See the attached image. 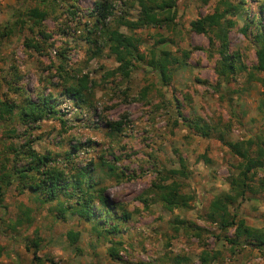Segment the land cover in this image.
I'll return each instance as SVG.
<instances>
[{"label":"rangeland","instance_id":"rangeland-1","mask_svg":"<svg viewBox=\"0 0 264 264\" xmlns=\"http://www.w3.org/2000/svg\"><path fill=\"white\" fill-rule=\"evenodd\" d=\"M93 1L76 0L75 11L70 13L64 6L50 11L40 0H0V98L19 99L7 83L19 76L14 85L32 97L49 90L58 109L28 126L15 118L0 122V171L3 162L7 166L12 162L10 143L19 145L28 138L36 151L55 154L81 142L72 158L99 162L101 156L116 166L114 174L98 164L97 169L108 198L123 205L130 217L118 233L96 236L90 222L69 213L60 217L55 200L40 201L29 189L20 191L14 177L2 186L0 196V264H200L197 254L202 248L217 251L207 264H264V242L259 246L230 244L221 234H230L233 226L222 231L204 218L213 195L228 190L227 177L237 170L239 158L216 132L201 136L182 120V115L199 116L231 140L264 130V68L253 67L258 63V43L243 29L242 16H230L235 22L227 33L229 51H237L245 65L234 72L219 73L217 42L191 27L195 18L222 8L224 0H174L168 27L152 23L135 27L140 51L149 55L150 48L157 52L165 48L183 59V63H173L170 79L163 84L144 62L134 60L128 76L120 77L106 74L117 62L105 49L89 55L81 29L88 24L86 15ZM242 1L248 14L256 12L255 0ZM32 7H46L49 12L41 20L49 33L45 53L35 51L31 36L39 37L28 29L32 21L26 12ZM140 9L139 0H112L111 15L131 21ZM120 29L127 30L124 24ZM59 65L70 73L86 72L93 80L90 109L61 93L67 77L58 74ZM106 119H120V130L110 131L104 125ZM11 127L15 133L9 131ZM169 167L184 168L185 173L176 177L182 190L191 195L187 206L167 208L151 199L142 201L140 196L158 177L157 171ZM253 186L254 192L236 200L235 212L264 232V166L257 169ZM24 207L29 209V220L16 222ZM69 228L79 231L73 243L65 235ZM36 235L40 237L38 260L24 246ZM109 247L115 255L108 253Z\"/></svg>","mask_w":264,"mask_h":264},{"label":"trees","instance_id":"trees-1","mask_svg":"<svg viewBox=\"0 0 264 264\" xmlns=\"http://www.w3.org/2000/svg\"><path fill=\"white\" fill-rule=\"evenodd\" d=\"M76 0H40L42 4L50 6V11L55 7H63L70 13L76 8ZM140 10L134 20H127L123 15L112 16V0H94L93 5L87 13L88 24L81 29L82 38L87 44V51L90 54H98L103 49L116 62V66L106 71V74H119L120 77H127L133 66V61L144 62L157 74L160 81L166 84L171 76L173 63H183V59H178L170 50L161 48L155 51L149 49V55L138 49L141 39L133 33L135 27L146 24L157 26L166 25L168 27L172 20L171 7L174 0H139ZM256 1V12L248 14L242 0H224L222 8H215L210 13H205L191 21V27L197 32L205 33L209 40L217 42L216 50L219 58L216 61L219 73L226 71L234 72L245 65L240 61L237 51H229L228 30L235 19L230 16H242L244 28L247 33H251L253 39L258 43L256 55L258 63L253 66L256 69L264 68V0ZM45 6V5H44ZM171 12V13H170ZM47 8L32 7L26 15L32 23L28 29L38 35L39 38L31 36L35 42V51L45 53V42L49 33L42 27L41 20L48 14ZM125 25L126 31L120 29ZM64 31L63 29H61ZM250 31V32H249ZM168 39V38H167ZM171 42V39H168ZM165 41V38H160ZM182 55L187 56L186 50H182ZM64 57L62 51L58 52ZM183 57V58H184ZM14 69V68H13ZM58 74L70 78H64L62 92L73 98L76 105L91 108L90 102L91 84L93 80L87 73H70L58 66ZM19 78V76H17ZM7 81L13 92L19 95L18 100L0 98V122L9 118H15L24 126L35 123L44 117L54 115L58 109L55 106V97L52 92L37 91L34 96L24 93L21 88L14 85L17 80ZM141 93L144 95L145 88ZM178 113L181 112L178 110ZM182 120L186 126L194 130L201 136H209L216 132V137L227 146L228 150L239 158L235 167L237 170L227 177L228 190L217 192L207 203L204 210V218L209 222H215L217 227L226 231L230 226L233 230L230 234H221L223 239L230 244L249 243L256 246L264 242V232L260 229L245 223L242 217L235 212V202L238 198H243L245 193L254 192V177L258 168L264 166V130L254 132L245 139H226L223 130L217 125L211 124L201 117H187L182 115ZM110 131L120 130V119L105 120ZM26 128L24 127V131ZM11 133H15V127L9 128ZM27 132V131H25ZM23 132L24 134H26ZM31 139H24L19 145L10 143L8 149L13 152V159L10 166L2 163L0 171V196L3 192L2 186H6L16 177L20 191L29 189L34 197L40 201H52L57 203L56 213L64 217L65 213L73 214L83 221L90 222V229L96 236L114 235L121 229V224L130 217V212L121 204L109 199L106 194V185L97 164L108 170V173H116V166L101 156L99 162H93L91 158L87 160H74L72 154L79 149L81 142L70 144L61 153H51L49 150L38 152L30 145ZM93 142V141H91ZM89 142H87L88 144ZM90 144V143H89ZM58 157V158H57ZM179 162L183 159L179 156ZM182 164V163H181ZM102 167H100L101 169ZM158 177L151 181L149 187L143 190L140 196L142 201L151 199L160 202L167 208L185 207L191 195L182 190V184L176 177L183 175L184 168L169 167L158 170ZM263 182L261 181L260 185ZM176 219V218H175ZM29 220V209L20 208L16 222ZM177 221V219H176ZM181 222H183L181 220ZM193 223L188 224V226ZM67 240L73 243L79 236L78 230L71 228L65 232ZM40 243L38 235L28 238L25 248H31L32 258L38 260L36 250ZM110 255L116 252L112 247L108 248ZM217 251H210L202 248L197 257L200 264H207L216 257ZM184 258V256H177ZM49 259V258H48Z\"/></svg>","mask_w":264,"mask_h":264}]
</instances>
